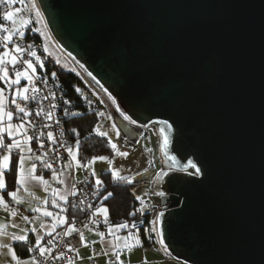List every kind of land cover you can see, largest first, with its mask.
<instances>
[{"label": "water", "instance_id": "1", "mask_svg": "<svg viewBox=\"0 0 264 264\" xmlns=\"http://www.w3.org/2000/svg\"><path fill=\"white\" fill-rule=\"evenodd\" d=\"M35 2L122 135L154 129L160 249L184 264H264V0Z\"/></svg>", "mask_w": 264, "mask_h": 264}, {"label": "built area", "instance_id": "2", "mask_svg": "<svg viewBox=\"0 0 264 264\" xmlns=\"http://www.w3.org/2000/svg\"><path fill=\"white\" fill-rule=\"evenodd\" d=\"M30 2L32 1L14 0L11 7H8L7 9L0 6V15H2L4 10L15 12L17 8H20L22 12L16 14L14 19H16L17 22L21 19H28L31 14L36 13L35 10H27V7L30 6ZM0 23H3L5 27H8L9 29L16 27V24L13 25L11 22H4L2 19H0ZM28 25L30 24L22 26L20 30ZM31 28L33 30L32 25ZM32 32L35 31L33 30ZM4 34L5 33L0 31V50L3 49L2 37ZM13 42L19 43L25 48H27L29 44L32 45L31 50L36 51L37 56L40 57V63L37 64L35 58L28 57L26 54H24V58L33 61L34 66L36 67V75L40 77L41 80L46 81V83L41 82V80L34 81L36 87L39 89V91L34 94L37 96L36 101L21 102V106L26 105L30 112V115L25 117L28 122L26 130L27 135L38 138L29 141L32 149L30 154L36 165L51 171L64 170L69 177L68 190L75 185L73 190L76 192L74 196H67V201L64 202L66 208V211L64 212L65 220L59 231V235L55 236V240L50 246L52 252L47 254L48 258L44 259L43 257H40L38 251L35 250L29 254L37 257L38 264H67L69 259L75 260L77 258V250L79 247L83 246L80 243L79 233H83L84 236H86V233L88 232H102L107 234L109 227L113 228L115 225L121 223H127L129 227L117 229L125 234L131 232L134 235H137L141 240L139 246H144L143 237L149 243H155L159 246L155 218L156 214L163 210L164 207L162 208V206H165V204L161 203L159 194L152 193V196L146 198L143 202L139 201V203L136 204L134 211L143 208V212H136L135 216L118 220H112L107 216V223H105V216L102 213L98 212L95 216L92 215V212L99 207V198L94 196L93 193H98V196L100 197L101 187L96 184L89 186L85 179H77L75 176L74 163L67 152L69 138L67 135L66 121L69 117L73 116L71 115L72 112L80 113L79 109H82L81 107L109 111L101 95L91 90L86 83L82 81L76 70L74 71V75L79 78V81L72 82L71 86H67L57 75L55 78L52 77V73L55 71L52 68L51 62H49L51 54L48 50L45 51V45L46 43H49L48 38H46L45 41L41 38L34 40L33 37H26V34L24 33L23 39L17 35L14 36ZM41 64L43 67L40 66ZM20 85L23 87H31L30 81L25 79H21ZM76 89H79V91L77 92ZM50 93L55 94V99H52ZM44 96H47L48 99H42ZM65 100L70 101V103L65 104ZM51 104H55L56 107L52 109L50 107ZM11 106V109H13L14 106ZM37 112L40 114L37 115ZM49 113H51L50 118L48 115ZM45 125L48 126L45 127ZM49 132L53 133V140L48 139L47 134ZM37 156L41 159L36 160L35 157ZM69 163L72 164L71 168L67 167ZM45 164H50L51 168H46ZM81 201L84 203H81ZM89 204L92 205V208H88ZM73 205L76 207H73ZM80 209H84V211H81ZM69 223L77 228L79 232L65 236L64 231ZM133 224L135 227H132ZM69 246L75 250L69 251ZM61 252L64 253L63 257L56 259L55 257L59 256Z\"/></svg>", "mask_w": 264, "mask_h": 264}, {"label": "snow or ice", "instance_id": "3", "mask_svg": "<svg viewBox=\"0 0 264 264\" xmlns=\"http://www.w3.org/2000/svg\"><path fill=\"white\" fill-rule=\"evenodd\" d=\"M14 3V0H0V6H3L5 9L8 7H11V5ZM37 5L34 2H30V6L27 7V10H36ZM22 10L20 8H17L15 12L9 11V10H4L2 12V15H0V19H2L4 22H11L13 25L17 23L16 19H14V16L18 13H21ZM36 16L40 17V12L37 10L36 11ZM27 19H21L20 23L22 26L28 24ZM34 31L36 29H33ZM0 31L5 33L2 37V43H3V49L0 50V81H3L4 84L7 87L11 86H18L21 83V79L29 80L31 83V87H16L14 93L12 96L9 98L4 96V89L0 88V148H3L5 150L4 155L0 156V192H4L6 190V179H5V173L11 170V158L14 153V151L18 150V159L16 161V172L17 176L15 179V184L18 186L15 191H9L7 192V197H10L13 201H15L17 204L22 203L20 199H18V195L23 189L24 191H28V185L30 182H36L38 185H42L47 187L48 186V181L43 178L42 175H36V164L31 163L30 167H26V165L29 163V161L32 160V157L27 156L25 153V146L28 144V141L32 139H38L37 137H31L27 135V131L25 129V121L24 118L28 117L30 115V112L27 108V106H21V102H28V101H36L37 96L34 95L39 91V89L36 87L34 81L35 80H41L40 77L36 75V67L34 66L33 61L29 59L24 58V54H26L28 57H33L35 58V62L37 64L40 63V57L37 56L36 51L31 50L32 45H28L27 48L22 47L19 43H14V36H19L21 39L24 38V33L23 31L20 30V28L13 27L12 29H9L8 27H5L3 23H0ZM45 51L47 49L45 48ZM19 65V67H18ZM11 66V67H9ZM26 66V67H24ZM43 67V65H40ZM12 75H14V79L11 78ZM56 73H52V77L55 78ZM41 82L46 83V81L41 80ZM78 92L79 89H76ZM52 96V99H55V94L50 93ZM42 99H48L47 96L42 97ZM109 99H112L111 96H109ZM10 103L11 105L14 106L12 110H8L7 108V103ZM65 104L70 103V101L65 100ZM112 103L115 104L116 101L115 99H112ZM50 107L54 109L56 107L55 104H51ZM118 111H120L119 108H117ZM22 114V115H21ZM37 115L40 113L37 112ZM121 116H123V119L127 121L130 124H136V120L130 117L129 115H126L123 111H120ZM49 118L51 116V113L48 114ZM71 115L77 116L80 115L79 112H72ZM98 115L103 116L104 113H98ZM14 116L21 121L19 124H13L12 121L14 119ZM5 118L7 119V123H5ZM153 124H161L165 125L168 130H171L172 125H170L166 120H160V121H153ZM48 125H45L47 127ZM115 127V126H113ZM144 128H148L147 124L143 125ZM73 132H76V129H72ZM164 129H161V132H163ZM100 136H106L107 133L105 132H99L98 133ZM117 135H119V132L117 131ZM23 137V139H18L17 137ZM49 140H53V133L49 132L47 134ZM6 140H10V142L6 143ZM169 140L168 137H164V141L162 144V147H166L168 144ZM77 145H79V141L76 142ZM110 146L112 149H117V145L115 143H111L109 141ZM63 146V145H62ZM28 152H31L32 149L30 147L27 148ZM150 151V150H149ZM67 152L69 156L72 157L73 160L76 159V156L74 154V150L72 147L67 148ZM121 156H127V152L121 151L119 153ZM36 160H40L41 158L39 156L35 157ZM108 158L105 156H94L86 164L83 165H77L78 167H84L88 168L90 167L91 164H93L95 161H105ZM109 163H111L109 161ZM46 168H51L50 164H45ZM68 168L72 167V164L69 163L67 165ZM193 168L195 169V174L198 176L204 175V169L203 167H198L196 163L192 162L191 160L188 161L187 165H185V168ZM57 175H63L62 173H59ZM91 175L93 177L96 176V172L93 170L91 172ZM112 176L114 180H126L125 177L121 176L119 171L112 170ZM55 179V175L53 177ZM63 182V181H60ZM127 183H131L130 180H126ZM95 184L97 186H102V181L100 179L95 180ZM75 188V185H73V188L69 189L67 194L60 193V197L67 201V196H74L76 192L73 190ZM30 195H33L29 193ZM55 195V192H54ZM94 196H97V198H100L98 196V193L94 192ZM113 195L112 192H108L107 195L103 196V200H107L109 197ZM162 195V194H161ZM33 199H35V196L33 195ZM139 199V197H137ZM81 203H84L81 201ZM0 205H4L5 208H7V204L5 203V196L0 195ZM73 207H76L73 205ZM88 208H92V205H88ZM81 211H84V209H80ZM143 208L136 209L134 212H130V216H135L136 212H143ZM31 211L33 212H40L41 208L40 207H33L31 208ZM103 213L105 215V223H107V214H108V208L107 207H97L93 212L92 215L95 216L97 213ZM12 215H16L15 212L12 213ZM43 215L45 217H51L53 216V213L50 211H44ZM162 215L159 214L156 216V221L160 220V216ZM24 220H28V217H22ZM65 218L64 217H57L56 222L52 224V230L55 231V229L60 225L64 223ZM44 227V224L41 223V228ZM115 228L119 229H124L129 227L127 223H121L118 225L114 226ZM132 227H135L133 224ZM33 232H36V239L35 243L32 244L30 247L27 248V251L29 253H32L34 250L38 251L39 256L43 257L44 259H47V254L52 252V248L50 247L54 240L55 237H52L51 239L47 240V246L42 245L41 240L42 237L39 233L38 230L32 229ZM113 231L112 227H109L108 229V234L111 235ZM79 230L75 228L71 223H69L64 231V235L68 236L71 235L72 233H78ZM19 235L13 233L10 236V241H17V242H27V237L24 234V229L20 230ZM98 236L103 239L105 237V233L102 232H97L96 233ZM51 235V233H49ZM59 235V233H57ZM80 237V243L87 247V243L85 242V236L83 233H79ZM134 239V243H130ZM115 240L119 242L120 240L124 241L123 247L119 245V243L110 245L112 249V254L116 257L117 264H123V262L120 260V253L124 250L131 251V249L135 246H139L141 244V240L139 237H134V234L129 232L126 236H119L117 235L115 237ZM163 243V240L160 241ZM0 248L7 249V252L11 254V260L15 262V264H38V259L36 256H32L28 260H21L16 251L14 250L13 246L11 243H0ZM69 251H74L71 246H69ZM64 255L63 252L59 254V256L55 257L56 259L62 258ZM104 255H108L107 252H104ZM91 259V257H90ZM67 264H74V260L69 259Z\"/></svg>", "mask_w": 264, "mask_h": 264}, {"label": "crops", "instance_id": "4", "mask_svg": "<svg viewBox=\"0 0 264 264\" xmlns=\"http://www.w3.org/2000/svg\"><path fill=\"white\" fill-rule=\"evenodd\" d=\"M8 107L12 110L11 106ZM13 121H20L14 116ZM25 121V129L27 130L28 122L24 118ZM9 140H6L8 143ZM28 145L30 143L28 141ZM27 146V145H26ZM28 148V147H27ZM5 150L0 148V154H3ZM18 150L14 151L11 163L13 160L15 162L18 159ZM26 154L30 155V152ZM1 156V155H0ZM33 159V158H32ZM35 163L34 161H32ZM36 164V163H35ZM27 167V165H26ZM37 169V165H36ZM62 173L61 180L55 182L53 186L49 185L47 187L38 185L36 182H30L28 185V191H24L21 189L18 199L23 201L22 203L17 204L10 197H7V192L15 191L18 187L16 184L9 188L7 192H0V195L5 196V203L7 204V208L4 205H0V243H11L14 250L16 251L18 257L21 260H28L32 256L27 251V248L35 243L36 232H33L32 229H36L39 231L42 240L41 243L44 246H47V240L55 237L57 233H59L63 224H60L55 231L52 230V224L56 222L57 217H64V202L65 200L60 197V193L67 194L69 188V177L64 170L58 171V174ZM38 174L37 172L35 173ZM51 172L47 176H43L46 178L50 177ZM17 176V172L15 174V179ZM63 181V182H60ZM55 192V195H54ZM35 196L33 199V195ZM40 207V212H33L31 208ZM44 211H50L53 213L51 217H45L43 215ZM15 212L16 215H12ZM22 217H28V220L22 219ZM41 223L44 224V227L41 228ZM24 229V234L26 235L27 242H18L21 243L19 251L15 248V243L17 241H10V236L15 233L17 235L21 234L20 230ZM120 232L117 228L113 229L112 234H105V237L101 239L95 232L86 233L85 240L87 243V247L81 246L77 250V258L74 260V264H113V262H107L103 259L104 252L106 250H110V245L119 243L121 247H123L124 243L120 241L117 242L115 237L120 235ZM51 233V235H49ZM139 248L131 249V251L124 250L120 253V260L123 264H128V260L130 256L134 258L138 257L137 260H140L143 263H146V257H150L153 261L152 264H175L176 259L165 254L159 246L155 243L148 244L145 246H138ZM104 250V252H103ZM112 253V251H111ZM91 257V259H90ZM114 264H117L116 257L114 258ZM174 260V261H172ZM139 261V262H140ZM0 264H15L14 261L11 260V254L7 252V249L0 248ZM184 264V263H183Z\"/></svg>", "mask_w": 264, "mask_h": 264}, {"label": "rangeland", "instance_id": "5", "mask_svg": "<svg viewBox=\"0 0 264 264\" xmlns=\"http://www.w3.org/2000/svg\"><path fill=\"white\" fill-rule=\"evenodd\" d=\"M29 22L28 24L32 25L33 29H36L35 31L40 36V38L45 41L47 38V34L45 31L44 26L42 25L40 19L35 14H31V16L27 19ZM21 21V20H20ZM18 21L16 23V27L21 28L22 25ZM21 31H23L21 29ZM24 33V31H23ZM46 48L48 52L51 54V57L53 59H56L57 62H59L64 67L73 68L75 71V68L73 64L64 58L59 52L55 50V48L50 44L46 43ZM11 78H15L14 75H12ZM16 87H23L22 85L18 86H11L7 87L3 81H0V88L4 89V96L9 98L12 96V94L15 91ZM7 103V102H6ZM7 108L8 103H7ZM104 113L103 116H100L99 121L97 122L94 130L96 133L99 132H105L107 133L106 137L111 143H115L117 145V149H112L113 153L112 155L108 154H101L96 156H105L108 159L105 161H95L93 164L90 165L88 168L84 167H78L77 165H83V163L78 158L77 153V146L76 145H69L68 147H72L74 150V154L76 156V159L73 160L74 168H75V176L77 179L83 178L84 176H92L91 172L94 170L96 172V176L93 177L94 182L98 178L100 179V174L102 172L110 171L112 174V170L119 171L120 175L125 177L126 180H130L133 186L131 187L132 191L136 195V198L139 197V201L143 202L146 198L152 196V190L150 187L151 181L157 171L159 170L161 166V157L159 154V144H158V138L154 132V129L152 127H148L144 129L135 139H129L122 135V133L117 128V125L114 121V118L112 114L109 111L100 110L99 113ZM5 123H7V119L5 118ZM13 124H19L21 121H12ZM115 126V127H113ZM117 131L119 132V135H117ZM18 139H23V137H17ZM10 142V140H9ZM27 147H30L28 144L25 146V153H27ZM31 148V147H30ZM150 150V151H149ZM127 152L128 155L121 156L119 153ZM6 154L5 152L3 154H0L1 156ZM27 156H30L26 154ZM32 157V156H30ZM94 157V156H93ZM72 158V157H71ZM92 158V157H91ZM90 158V159H91ZM89 159V160H90ZM31 161L27 164V167H30ZM109 161L111 163H109ZM88 160L84 163L86 164ZM58 171H51L50 177L46 178V180L49 182L48 186H53L55 182H58L61 180V176L57 175ZM55 175V179L53 178ZM106 207L104 204H100L99 207ZM103 214V213H102ZM104 215V214H103ZM105 216V215H104ZM108 216V215H107ZM115 229V227H113ZM121 236H126L127 234L118 232ZM134 237H138L137 235H134ZM121 243H124L123 240H120ZM130 243H134V239L130 241ZM141 247V246H140ZM139 248L138 246L133 247L132 249ZM112 249L106 250L105 252L108 253V255L103 256V259L107 262H113L111 260H115V256L111 253ZM104 252V250H103ZM138 257L134 258L133 256H130L128 260V264H152V260L150 257H146V263L141 262L140 260H143V258H140L137 260ZM140 261V262H139ZM174 261V260H172ZM175 264H183L182 262L176 260L174 262Z\"/></svg>", "mask_w": 264, "mask_h": 264}, {"label": "trees", "instance_id": "6", "mask_svg": "<svg viewBox=\"0 0 264 264\" xmlns=\"http://www.w3.org/2000/svg\"><path fill=\"white\" fill-rule=\"evenodd\" d=\"M26 37H33L34 40L40 39L37 32H32L31 25L22 28ZM32 33V34H31ZM49 62L52 64L56 75L63 80L67 86H71L74 81H79V78L74 75V69L64 67L59 62L49 57ZM11 106L10 103H8ZM12 107V106H11ZM80 115L69 117L66 121L67 135L69 138V145L77 146V153L79 160L84 164L91 157L101 154L112 155L113 150L110 146L109 140L106 136H100L95 132L94 128L99 121L100 112L99 109H86L81 107ZM76 129L73 132L72 129ZM79 141V145H77ZM36 172L43 176H47L51 170L45 169L37 165ZM15 174H16V162L15 160L11 163V170L5 173L6 179V190L15 185ZM83 179L87 181L89 186L95 184L92 176H84ZM100 180L102 186H100V198L99 205L102 203L108 208V217L112 220L124 219L130 217L129 213L134 212L136 204L139 200L132 191V183H127L126 180H114L110 171L102 172L100 174ZM108 192H112L113 195L107 200H103L102 197L107 195ZM64 212L66 208H63ZM152 244L145 240L143 237V245ZM21 243L16 242L15 248L19 251Z\"/></svg>", "mask_w": 264, "mask_h": 264}, {"label": "bare ground", "instance_id": "7", "mask_svg": "<svg viewBox=\"0 0 264 264\" xmlns=\"http://www.w3.org/2000/svg\"><path fill=\"white\" fill-rule=\"evenodd\" d=\"M32 2H34L35 4H36V2H35V0H31ZM39 11V9H38V7H37V9L35 10V12L36 11ZM40 12V11H39ZM39 19H40V21H41V23H42V25L44 26V22H43V19H42V16H41V14H40V17H38ZM44 28H45V26H44ZM45 31H46V34H47V38H48V42L55 48V50L57 51V52H59L64 58H66L67 60H69L63 53H61V51L57 48V46L54 44V42L52 41V39H51V37H50V34H49V32H48V30L45 28ZM70 61V60H69ZM71 62V61H70ZM76 71H77V73H78V75H79V77L82 79V81H84L85 83H86V85L91 89V90H93L94 92H96V93H98L90 84H89V82L87 81V79L84 77V75L79 71V70H77L76 69ZM99 94V93H98Z\"/></svg>", "mask_w": 264, "mask_h": 264}]
</instances>
